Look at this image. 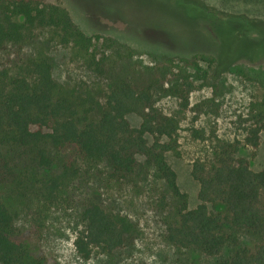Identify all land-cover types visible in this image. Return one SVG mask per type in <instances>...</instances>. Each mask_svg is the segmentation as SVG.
<instances>
[{
    "label": "rangeland",
    "instance_id": "1",
    "mask_svg": "<svg viewBox=\"0 0 264 264\" xmlns=\"http://www.w3.org/2000/svg\"><path fill=\"white\" fill-rule=\"evenodd\" d=\"M44 2L64 7L79 30L88 37H99L93 38V45L97 57H106L103 69L107 73L100 77L70 46L52 41L48 31L38 33L29 44L0 51V70L20 74L28 59L45 56L61 88L91 94L101 105L116 77L137 74L164 58L205 56L213 61L201 63L206 80L196 82L186 109L174 97L155 98V107L178 123L176 152H167L164 158L176 174L180 192L187 196L188 208L198 204L199 185L191 177L196 160L212 163L226 152L232 160L245 159L253 171L264 167L263 133L256 149L244 142L262 109L264 0H189L206 8L204 17H196L198 12L192 6L177 0ZM105 40L131 50V55L126 58L127 51L116 45L102 47ZM126 119L134 128L141 121L135 115ZM147 141L151 144L150 136ZM51 156L52 169L39 176H59L68 164L76 174L62 180L51 195L35 190L21 199H6L17 237L44 264H214L233 255L234 248L229 247L220 256L209 258L164 241L165 224L173 216L176 202L170 188L155 177L143 158L138 157L142 166L133 175L123 177L104 162L83 160L70 149L52 151ZM89 200L107 212L127 216L137 226L132 246L110 254L94 249L87 260L77 254L74 241L85 227L81 213ZM238 236L239 247H251L257 241L246 232Z\"/></svg>",
    "mask_w": 264,
    "mask_h": 264
},
{
    "label": "trees",
    "instance_id": "2",
    "mask_svg": "<svg viewBox=\"0 0 264 264\" xmlns=\"http://www.w3.org/2000/svg\"><path fill=\"white\" fill-rule=\"evenodd\" d=\"M177 1L192 6L198 12L196 17L207 13L189 0ZM45 31L58 45L70 46L100 77L107 73L103 69L106 57H97L93 45V38L99 37L86 36L64 7L44 0H0V51L29 44ZM113 45L127 51L125 57L129 58L131 50L124 46L110 40L101 46ZM212 61L205 56L164 58L137 74L116 77L101 105L91 94L61 88L45 56L28 59L20 74L0 70V264H44L17 237L6 199H21L35 190L51 195L62 180L74 176L72 164L64 165L59 176H39L52 169L51 152L66 149L83 160L104 162L123 177L133 175L142 166L138 157L143 158L155 177L167 184L176 202L174 214L165 224L167 244L209 258L234 248L232 256L214 264H264V167L253 171L245 159L232 160L226 152L212 163L196 160L191 177L199 185L198 204L189 209L187 196L180 192L176 174L164 158L165 153L176 152L178 123L155 107V98L174 97L186 109L196 82L206 80L201 63ZM127 115L140 118L139 126L131 127ZM261 133L264 135V94L245 144L256 149ZM81 216L85 227L74 246L85 260L94 249L110 254L136 240L139 230L127 216L107 212L94 200L84 204ZM239 232L251 235L256 243L239 247Z\"/></svg>",
    "mask_w": 264,
    "mask_h": 264
},
{
    "label": "built area",
    "instance_id": "3",
    "mask_svg": "<svg viewBox=\"0 0 264 264\" xmlns=\"http://www.w3.org/2000/svg\"><path fill=\"white\" fill-rule=\"evenodd\" d=\"M129 219V218H128Z\"/></svg>",
    "mask_w": 264,
    "mask_h": 264
}]
</instances>
